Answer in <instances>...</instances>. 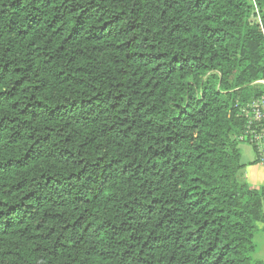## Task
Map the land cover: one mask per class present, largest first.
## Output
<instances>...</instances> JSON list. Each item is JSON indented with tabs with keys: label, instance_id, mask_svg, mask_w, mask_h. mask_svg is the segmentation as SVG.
<instances>
[{
	"label": "trees",
	"instance_id": "trees-1",
	"mask_svg": "<svg viewBox=\"0 0 264 264\" xmlns=\"http://www.w3.org/2000/svg\"><path fill=\"white\" fill-rule=\"evenodd\" d=\"M263 6L0 0V264H264Z\"/></svg>",
	"mask_w": 264,
	"mask_h": 264
},
{
	"label": "built area",
	"instance_id": "built-area-1",
	"mask_svg": "<svg viewBox=\"0 0 264 264\" xmlns=\"http://www.w3.org/2000/svg\"><path fill=\"white\" fill-rule=\"evenodd\" d=\"M252 86L260 88L261 91L238 106L237 115L245 121V128L238 139L249 144L257 161L264 165V78L255 80Z\"/></svg>",
	"mask_w": 264,
	"mask_h": 264
},
{
	"label": "crops",
	"instance_id": "crops-1",
	"mask_svg": "<svg viewBox=\"0 0 264 264\" xmlns=\"http://www.w3.org/2000/svg\"><path fill=\"white\" fill-rule=\"evenodd\" d=\"M262 10L264 12V6ZM251 150V156L243 154L241 150L244 166L239 172V178L251 187H264V165L257 161L254 150L252 148ZM254 242L256 245V250L253 255L254 259L264 263V221L258 225V230L254 236Z\"/></svg>",
	"mask_w": 264,
	"mask_h": 264
},
{
	"label": "rangeland",
	"instance_id": "rangeland-1",
	"mask_svg": "<svg viewBox=\"0 0 264 264\" xmlns=\"http://www.w3.org/2000/svg\"><path fill=\"white\" fill-rule=\"evenodd\" d=\"M239 146H240L243 154H245L247 156H251L252 150H251V148H250L251 146L249 144H247L245 142H241Z\"/></svg>",
	"mask_w": 264,
	"mask_h": 264
}]
</instances>
